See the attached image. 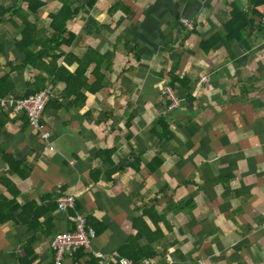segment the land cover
I'll list each match as a JSON object with an SVG mask.
<instances>
[{
    "label": "crops",
    "instance_id": "1",
    "mask_svg": "<svg viewBox=\"0 0 264 264\" xmlns=\"http://www.w3.org/2000/svg\"><path fill=\"white\" fill-rule=\"evenodd\" d=\"M38 1L37 14L21 4L22 19L0 20L7 99L48 92L41 125L51 134L41 139L26 114L0 105V200L15 217L0 224V264H21L26 250L33 264H55L52 240L76 229L77 214L96 234L87 256L101 253V264H118L138 232L157 264H264V29L227 40L235 0ZM20 3L0 0V12ZM66 4L81 11L58 65L78 74L79 60H93L72 97L65 80L22 68L18 31L25 20L51 36ZM65 195L75 208L59 212ZM34 215L36 230L25 218ZM70 255L61 263L75 264Z\"/></svg>",
    "mask_w": 264,
    "mask_h": 264
},
{
    "label": "trees",
    "instance_id": "2",
    "mask_svg": "<svg viewBox=\"0 0 264 264\" xmlns=\"http://www.w3.org/2000/svg\"><path fill=\"white\" fill-rule=\"evenodd\" d=\"M86 6L84 8L93 9L98 0H86ZM249 7L243 11L240 7V0H235L231 3L232 11L230 20L224 25V31L227 35V40H238L239 35L245 32L263 31L262 21L264 19V12H261L258 7H264V0H248ZM21 4L26 5V9L31 14H37V11L44 6V2L38 0H21L19 6L14 8H8L0 12V20L6 19L8 14L11 17H21L20 10ZM81 9L77 8L73 10L72 5L66 4L56 15H52L53 22L51 23L52 35L49 37L41 38L39 30L35 24L23 20V24L18 25V31L22 34L21 43L23 45L24 58L22 63V68L25 66H31L32 68L42 70L46 72L51 78L50 82H58L59 80H65L67 82V95L72 97L73 94L76 95L79 92V88H86L85 83L81 81L86 79L85 74L93 60H79L84 68L78 72V74L69 71L65 67L58 65L59 59L63 56V53H58L57 50L64 44H72L76 36L72 35L68 31V24L70 21L74 20L80 13ZM69 36V37H67ZM39 47L37 50L36 48ZM44 57H50V64H46ZM15 67L11 66V69ZM9 74H5L0 78V101L7 99L11 91V87L8 85ZM40 77L35 80L39 81ZM174 79V78H173ZM44 81V79H43ZM80 83V85H79ZM8 85V86H7ZM39 85V83H38ZM37 85V86H38ZM7 88L5 92L4 90ZM1 103V102H0ZM1 105V104H0ZM48 105V104H46ZM2 129V124L0 123V130ZM0 182L3 179L0 177ZM17 207V206H16ZM11 208L10 202L6 200H0V224H5L8 221L15 220V217L8 213ZM10 214V215H8ZM39 215H34L32 217L26 216V219H32L35 223L34 229L36 230V225H38ZM76 217V216H75ZM31 221L28 222L30 226ZM142 235L138 232L136 237H133L132 241H129L124 247L118 252L119 256L127 258L135 263H140L144 259H154L158 253L152 249L138 248L136 245V240L141 239ZM134 241V243H133ZM75 252V253H74ZM72 255L74 256L75 264H82V259H85L87 252L85 248H79L75 250ZM70 255V256H72ZM55 256V253H54ZM32 257L31 250H26V256L21 260V264H33L34 260H30ZM89 259L84 262V264H101L100 259L95 258L93 255L87 256ZM62 264V263H61Z\"/></svg>",
    "mask_w": 264,
    "mask_h": 264
},
{
    "label": "built area",
    "instance_id": "3",
    "mask_svg": "<svg viewBox=\"0 0 264 264\" xmlns=\"http://www.w3.org/2000/svg\"><path fill=\"white\" fill-rule=\"evenodd\" d=\"M181 23L189 30L194 29V24L186 18L181 19ZM200 83L206 80V76L201 77ZM164 95H166L171 101V109H176L180 106V99L178 98L175 90L171 86H167L164 89ZM50 95L48 92L39 91L27 98L19 101L14 100H2L1 107L11 108L15 112H23L26 114L29 120V124L32 128L36 129L40 133V137L43 140L49 141L51 134L46 131L41 125V117L46 106L49 102ZM50 149L53 147L50 145ZM76 204V198L73 195L61 196L57 200V207L59 212H66L70 209H74ZM76 229L73 232L58 233L52 240L51 246L55 253V264H61L66 254H72L79 248L88 249L91 247L92 241L96 238V234L92 228H88L86 219L81 214H77L75 217ZM95 256L103 258L101 253L96 252ZM113 260L118 264H137L127 258L119 256V254L113 255ZM138 264H157L154 259H144Z\"/></svg>",
    "mask_w": 264,
    "mask_h": 264
},
{
    "label": "bare ground",
    "instance_id": "4",
    "mask_svg": "<svg viewBox=\"0 0 264 264\" xmlns=\"http://www.w3.org/2000/svg\"><path fill=\"white\" fill-rule=\"evenodd\" d=\"M183 25V24H182ZM50 102V101H49Z\"/></svg>",
    "mask_w": 264,
    "mask_h": 264
}]
</instances>
